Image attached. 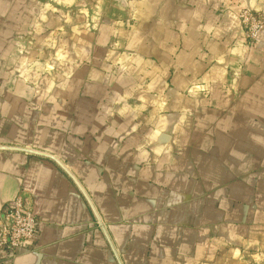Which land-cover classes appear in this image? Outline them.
<instances>
[{"label": "crops", "instance_id": "0c3cea01", "mask_svg": "<svg viewBox=\"0 0 264 264\" xmlns=\"http://www.w3.org/2000/svg\"><path fill=\"white\" fill-rule=\"evenodd\" d=\"M264 0H0V264H264Z\"/></svg>", "mask_w": 264, "mask_h": 264}, {"label": "built area", "instance_id": "2783aa9c", "mask_svg": "<svg viewBox=\"0 0 264 264\" xmlns=\"http://www.w3.org/2000/svg\"><path fill=\"white\" fill-rule=\"evenodd\" d=\"M244 35L250 45L264 35V10L242 9L238 14ZM39 219L29 193H19L0 209V260H12L20 250L34 247Z\"/></svg>", "mask_w": 264, "mask_h": 264}]
</instances>
